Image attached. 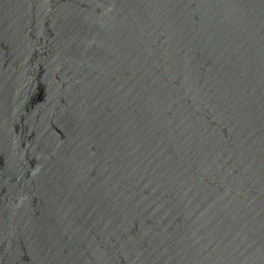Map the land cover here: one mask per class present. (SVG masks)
<instances>
[{
    "label": "water",
    "instance_id": "obj_1",
    "mask_svg": "<svg viewBox=\"0 0 264 264\" xmlns=\"http://www.w3.org/2000/svg\"><path fill=\"white\" fill-rule=\"evenodd\" d=\"M0 264H264V0H0Z\"/></svg>",
    "mask_w": 264,
    "mask_h": 264
}]
</instances>
